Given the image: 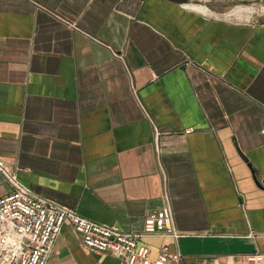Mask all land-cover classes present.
Returning a JSON list of instances; mask_svg holds the SVG:
<instances>
[{
	"label": "crops",
	"instance_id": "1",
	"mask_svg": "<svg viewBox=\"0 0 264 264\" xmlns=\"http://www.w3.org/2000/svg\"><path fill=\"white\" fill-rule=\"evenodd\" d=\"M0 158L33 193L125 231L168 203L178 234H141L149 258L244 264L264 253V15L0 0ZM46 264L119 263L64 221Z\"/></svg>",
	"mask_w": 264,
	"mask_h": 264
},
{
	"label": "built area",
	"instance_id": "2",
	"mask_svg": "<svg viewBox=\"0 0 264 264\" xmlns=\"http://www.w3.org/2000/svg\"><path fill=\"white\" fill-rule=\"evenodd\" d=\"M250 17L236 18L247 21ZM0 174L11 184L0 195V264H46L64 221L71 223L85 247L107 251L117 257L119 264H166L178 258L177 253H169L164 248L149 258L147 245L139 241L143 233L178 234L168 203L145 214L140 232L125 231L114 223L87 218L33 193L15 179L1 158ZM243 257L244 264H264V253L259 251L245 253Z\"/></svg>",
	"mask_w": 264,
	"mask_h": 264
},
{
	"label": "rangeland",
	"instance_id": "3",
	"mask_svg": "<svg viewBox=\"0 0 264 264\" xmlns=\"http://www.w3.org/2000/svg\"><path fill=\"white\" fill-rule=\"evenodd\" d=\"M179 2L186 5L205 6L208 12L227 13L230 17L231 15L234 17L264 15V0H252L245 4L236 0H179Z\"/></svg>",
	"mask_w": 264,
	"mask_h": 264
},
{
	"label": "bare ground",
	"instance_id": "4",
	"mask_svg": "<svg viewBox=\"0 0 264 264\" xmlns=\"http://www.w3.org/2000/svg\"><path fill=\"white\" fill-rule=\"evenodd\" d=\"M186 5V4H185ZM186 6H189V8H192V9H195L197 11H201V12H208L209 10L207 9V7L205 6H201V5H196V4H192V5H186Z\"/></svg>",
	"mask_w": 264,
	"mask_h": 264
},
{
	"label": "water",
	"instance_id": "5",
	"mask_svg": "<svg viewBox=\"0 0 264 264\" xmlns=\"http://www.w3.org/2000/svg\"><path fill=\"white\" fill-rule=\"evenodd\" d=\"M236 1H238L239 3H243V4H245V3L251 2L252 0H236ZM236 149H237L238 153H240L239 149H238V148H236ZM243 159L246 161V158H245V157H243ZM247 165L249 166L248 163H247ZM250 171H251V170H250ZM251 175H252V178L254 179V182H255L257 185L261 186V185L258 183V181L255 179V176H254V174L252 173V171H251Z\"/></svg>",
	"mask_w": 264,
	"mask_h": 264
}]
</instances>
